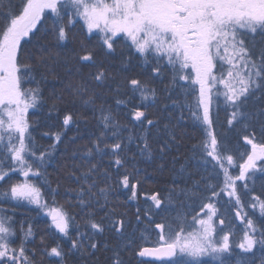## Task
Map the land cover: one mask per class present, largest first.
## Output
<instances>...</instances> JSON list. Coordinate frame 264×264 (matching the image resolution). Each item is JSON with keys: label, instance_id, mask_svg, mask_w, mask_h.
Listing matches in <instances>:
<instances>
[{"label": "snow or ice", "instance_id": "6c2138e0", "mask_svg": "<svg viewBox=\"0 0 264 264\" xmlns=\"http://www.w3.org/2000/svg\"><path fill=\"white\" fill-rule=\"evenodd\" d=\"M102 252L264 264V0H0V264Z\"/></svg>", "mask_w": 264, "mask_h": 264}, {"label": "trees", "instance_id": "16d2710c", "mask_svg": "<svg viewBox=\"0 0 264 264\" xmlns=\"http://www.w3.org/2000/svg\"><path fill=\"white\" fill-rule=\"evenodd\" d=\"M52 91V84L51 82L45 87V92L46 95L51 94ZM68 107H71V105H67ZM82 111V115H81V120L83 121L84 119H86L88 121L87 126L85 127V125L83 124V122L81 123V128H80V139L82 142H86L87 138H88V132L93 128L95 121L92 119V115L90 112H84ZM185 117L186 119L188 118V113L185 112ZM121 120L123 122H127L124 121L123 118V114L121 113L120 116ZM221 119H223V113H221ZM75 129H72L71 131H69L68 136H72L75 133ZM189 134L193 135L192 130H191V126L189 123ZM39 139V138H38ZM39 143L43 144L45 147H47L48 141L46 139H39ZM187 141L185 142V146L181 149V153L183 155H188L189 153L187 152ZM61 151H63V148H61ZM61 163H63V161H60ZM179 165V162H178ZM177 165V166H178ZM48 173H49V178L52 181V186L53 188L56 186V180L58 178V169L55 166L50 165L48 168ZM173 178V174L172 172H168L165 173L163 176L157 174V173H152L148 179H149V183H147L146 185H144V190L147 192H152L155 189H161L163 190L165 187L168 186V184L166 182H170L171 179ZM22 179V177H21ZM63 192H64V185H61L60 188V193L61 195L58 197V199L63 202ZM45 194H47V189H45ZM119 204H120V209L119 210H126L128 211L129 217L133 220V222L135 221V216H134V203L133 202H128L126 201V198L123 195H120L119 197ZM143 203V202H141ZM72 211L76 212L77 214H79V209L78 208H73L71 209ZM36 209L33 208H26V209H20L17 211L16 214V219L18 221L24 222V221H31L34 226L37 228L38 232H42L45 230L46 227V222L48 221V217L40 215L37 216L36 214ZM225 214L227 215V210H225ZM229 218H231L229 216ZM81 224H83V221L81 220ZM141 229H143L144 225H140L138 226ZM235 231V235L232 237L233 240L239 239L240 236V231L239 229H234ZM145 238L146 239H154V233L151 232V229H149V231L147 233H145ZM50 239V238H49ZM38 243V241H37ZM108 255H110V253H100L99 255V259L97 260L96 264H108V260L107 257Z\"/></svg>", "mask_w": 264, "mask_h": 264}]
</instances>
